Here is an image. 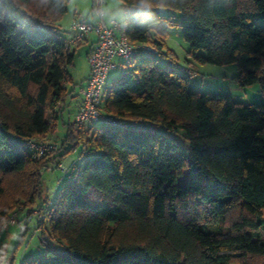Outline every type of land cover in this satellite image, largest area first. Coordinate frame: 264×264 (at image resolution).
<instances>
[{
    "label": "trees",
    "instance_id": "1",
    "mask_svg": "<svg viewBox=\"0 0 264 264\" xmlns=\"http://www.w3.org/2000/svg\"><path fill=\"white\" fill-rule=\"evenodd\" d=\"M121 2L127 37L155 51L123 63L102 109L139 128L70 118L80 91L59 23L68 0H0V230L18 203L25 218L37 203L45 256L21 264H264V101L192 89L159 29L175 16L161 8L179 10L193 57L236 62L240 82L264 93V0ZM57 127L53 159L82 150L48 206L40 169L51 160L23 141Z\"/></svg>",
    "mask_w": 264,
    "mask_h": 264
},
{
    "label": "rangeland",
    "instance_id": "2",
    "mask_svg": "<svg viewBox=\"0 0 264 264\" xmlns=\"http://www.w3.org/2000/svg\"><path fill=\"white\" fill-rule=\"evenodd\" d=\"M78 6L79 13H77L78 18H83L91 12V1L89 0H68V11L60 19L59 23L63 26L65 32L70 30L72 20L75 16V8ZM104 11L113 14L118 20L119 25L123 27L125 22V10L122 6L121 0H109V4H105ZM160 12L167 16L168 14H174V22H162L159 24V29L165 30L164 41L166 46L164 51L167 52L168 48L173 50V59L175 64L179 66L185 73L190 74V87L194 90L205 91H215V92H229L234 99L241 101H264V93L261 90L259 83L252 84H242L239 80V67L236 62L227 64H216L212 62H202L197 58L193 57L189 52V43L183 37L182 31V18L181 12L176 9L163 7ZM104 14V15H105ZM87 44L79 43L74 44L76 47V57L74 65L69 67L71 73L73 74L76 83L75 91L78 92L80 84L85 81V76L88 73L89 61L86 52ZM200 52H203L200 50ZM173 59H168L164 55H159V62L165 63L167 60L173 62ZM114 60L118 64L117 68L111 69L106 77V82L103 88L104 95L107 91L110 82L116 78L123 69H125L124 64L127 61L121 57H114ZM90 69V67H89ZM81 98L80 95L71 99L68 104V110L70 111V118H73V110L77 100ZM67 113V112H66ZM68 114V113H67ZM74 119V118H73ZM91 123V122H89ZM87 123V124H89ZM86 124V125H87ZM96 125H98L96 123ZM38 139L39 137L36 136ZM179 137V136H178ZM180 138V137H179ZM45 142L52 143L55 148L52 152L45 154L51 162L49 166L44 168L43 174V185L49 195L52 194L55 188H61V186L66 182L67 176H63L64 172L58 168V163L62 162L64 164L70 165L73 161L76 163L80 160L81 146L78 145L74 148L69 155L70 162L53 159L58 147L63 141V131L62 128L57 127V130L52 132ZM180 143L187 145V140L180 139ZM64 157V159L66 158ZM41 170V169H40ZM186 171L180 177V182L185 181ZM26 201V200H25ZM27 202V201H26ZM35 204V205H34ZM33 210L38 207L37 203H34ZM26 203H18V205L12 210H19L21 212L19 217V222L15 225H11L2 231L0 237V264H21V262L28 256H45L46 246L42 243L41 228L38 225V218L34 216L32 220L25 218L23 214L25 209L23 208ZM8 220V219H7ZM5 220L4 223L7 221ZM28 225L27 229L25 226ZM48 221L46 220V226Z\"/></svg>",
    "mask_w": 264,
    "mask_h": 264
},
{
    "label": "built area",
    "instance_id": "3",
    "mask_svg": "<svg viewBox=\"0 0 264 264\" xmlns=\"http://www.w3.org/2000/svg\"><path fill=\"white\" fill-rule=\"evenodd\" d=\"M105 4L106 0H93L92 11L96 16V20H78L72 25L75 33L69 38V42L73 45L82 41L89 33H94L97 36L94 48L87 55L90 73L86 84L80 89L81 101L74 114V120L78 125H86L89 122H102L116 127L139 128L140 125L117 118L102 109L104 101L103 88L109 71L118 66L114 60L115 56L128 61L135 54L137 48H143L145 51H155V48L149 43L131 41L116 18L106 20L104 17ZM23 143L36 157H42L55 148L52 143L40 141L37 137L26 138ZM57 166L64 172L63 176L70 175V165L59 162ZM50 196L48 203H51L53 197L52 194ZM50 203L48 206H50ZM20 214L21 212L17 209L11 212L8 220L0 230V237L3 229L18 223ZM34 216L44 219L45 212L36 208L27 214L26 219L32 220Z\"/></svg>",
    "mask_w": 264,
    "mask_h": 264
},
{
    "label": "crops",
    "instance_id": "4",
    "mask_svg": "<svg viewBox=\"0 0 264 264\" xmlns=\"http://www.w3.org/2000/svg\"><path fill=\"white\" fill-rule=\"evenodd\" d=\"M89 1V0H88ZM91 1V12L89 13V14H87V16H83V18H78L76 15H77V13H79V9H78V6L75 8V16H74V20H72V24H71V26H70V30L69 31H67V32H65V30H64V28H63V26H61V24H60V27H61V29L63 30V35L67 38V39H69V38H71L73 35H74V33H75V29L73 28V23L75 22V21H78V20H87V21H95L96 20V16L94 15V13H93V11H92V8H93V0H90ZM107 4H109V0H106V5ZM104 17L106 18V20H109L110 18H115V16L113 15V14H111V13H109V12H107L106 11V14L104 15ZM96 35L94 34V33H89V34H87L86 36H85V38L82 40V41H79L77 44H83V43H85V44H87V48H86V52H87V55H88V53H89V51H91L93 48H94V46H95V44H96ZM89 73H90V69H89V67H88V73H87V75L85 76V81L82 83V84H80V88L82 87V86H84L85 84H86V82H87V78H88V76H89ZM78 91H80V89L78 90ZM80 95V94H79ZM73 100V99H72ZM80 101H81V98H79V100H77V102H76V104H75V107H74V112H73V115L75 114V112H76V109H77V107H78V105H79V103H80ZM71 102V101H70ZM74 118V117H73ZM63 161H65L66 163H68V162H70L71 160H70V157H66L65 159L63 158L62 159Z\"/></svg>",
    "mask_w": 264,
    "mask_h": 264
},
{
    "label": "clouds",
    "instance_id": "5",
    "mask_svg": "<svg viewBox=\"0 0 264 264\" xmlns=\"http://www.w3.org/2000/svg\"><path fill=\"white\" fill-rule=\"evenodd\" d=\"M147 3V0H141V4H146Z\"/></svg>",
    "mask_w": 264,
    "mask_h": 264
},
{
    "label": "water",
    "instance_id": "6",
    "mask_svg": "<svg viewBox=\"0 0 264 264\" xmlns=\"http://www.w3.org/2000/svg\"><path fill=\"white\" fill-rule=\"evenodd\" d=\"M40 172L43 173V172H44V168H42V169L40 170Z\"/></svg>",
    "mask_w": 264,
    "mask_h": 264
}]
</instances>
